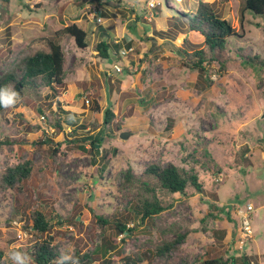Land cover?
Returning a JSON list of instances; mask_svg holds the SVG:
<instances>
[{"label":"rangeland","instance_id":"obj_1","mask_svg":"<svg viewBox=\"0 0 264 264\" xmlns=\"http://www.w3.org/2000/svg\"><path fill=\"white\" fill-rule=\"evenodd\" d=\"M151 1L154 8L149 7ZM199 1L213 3L242 35L231 40V56L224 75L211 72L213 85L206 87L197 70L183 66L178 47L184 46L185 36L174 42L160 40L158 49L145 43L151 37L142 36L143 44L128 54L130 65L119 63L122 72L101 76L99 67L107 63L106 59L90 65L97 61L95 45L101 32L94 26V44L82 51L85 62L80 56L75 61L74 56L82 55V48L74 38H60L67 55V75L58 96L43 85L39 96L27 91L0 113V140L24 139L31 133H47L63 140L56 154L50 144L12 141L13 144L0 146V174L8 164L25 158L35 161L26 182L13 189L0 185V250L4 252L0 264L15 262L11 258L13 252H20L26 264L29 258L19 249L46 236L26 228L25 215L17 208L45 211L53 219L51 234L61 255L70 258L78 250L94 251L88 264H183L214 255L228 257L237 250L252 256V264H264V68L247 59L248 55L264 58V17L248 13L241 27L245 0H9L0 9V74L15 65V51L27 46L48 51V40L65 26L86 18L97 23L95 11H101L102 25L109 29L124 25L128 14L137 13L144 29H150L152 23L154 29L181 30L188 21L184 12L196 10ZM147 19L149 24L144 23ZM158 22L162 25L158 26ZM139 32L134 33L136 40L140 39L142 28ZM187 37L195 43L203 41L196 33ZM139 53H143L141 58ZM131 69L143 72L144 76L130 74L128 90L118 95L120 81ZM72 79L88 91L83 107L72 106L78 97L62 95L63 87ZM145 81H149L148 85ZM136 103L145 106V112L138 108L136 114ZM67 104L82 111L83 124L90 127L86 134H81L82 127L75 131L64 123L68 115L63 105ZM107 108L116 110L111 127L104 125ZM140 117L146 121H140ZM169 118L176 121L172 130L167 128ZM58 121L63 125L61 129L55 127ZM117 122L121 126L119 131ZM101 126L104 131L97 151L90 141L83 139L89 132L97 133ZM112 131L115 135L109 136ZM122 132H126L125 137ZM199 134L206 136L200 137V142L205 139L209 143L198 146L201 154L192 163L188 157L194 147L190 143L182 146L180 142ZM71 139L75 141L67 142ZM244 140L249 143L241 145ZM202 147L210 150V157H203ZM182 158L198 170L204 193H196L193 188L186 194L161 192L162 200L172 204L170 209L144 223L133 214L130 217L131 208H126V204L131 194L122 186L125 170L133 167L140 173L148 161L184 163ZM248 203L255 207L254 235L242 238L236 210ZM98 215L110 216L111 223L101 227ZM117 217L128 218L127 228H134L131 235H117L112 224ZM167 226H178L190 233L180 249L167 257L150 254L161 240L160 230ZM169 233L173 238L174 233ZM104 239L116 244L107 255L101 247L97 248ZM136 257L142 261L135 262Z\"/></svg>","mask_w":264,"mask_h":264},{"label":"trees","instance_id":"obj_2","mask_svg":"<svg viewBox=\"0 0 264 264\" xmlns=\"http://www.w3.org/2000/svg\"><path fill=\"white\" fill-rule=\"evenodd\" d=\"M9 0H0L1 8H3L4 2ZM251 13L256 17H264V0H245L243 8L241 10V27H244V21L246 14ZM184 17L187 18V24L183 25L181 30H176L175 27L169 29H154V37L174 42L180 36L183 38V45L178 49L181 51L183 66L195 69L198 71L199 77L204 78L206 81V87L214 84V81L209 77L211 72L218 73L219 76H223L228 70V62L230 60V45L232 39L241 38L242 35L236 27L226 18H224L214 7L213 3L199 1L196 10L190 12H184ZM139 17H137L138 19ZM149 22V20H146ZM96 24V25H95ZM96 26L101 32L105 33L106 28L103 25L97 23H91L87 18L82 22H74L70 25L60 29L56 35L48 40L50 50H33L31 47H23L22 49L15 51L17 61L11 69H6L0 74V97L11 96L13 92L17 94L15 101L22 98L25 93L31 92L39 96L42 92L43 85L47 86L51 90V94L55 97L61 92L67 70V55L60 41V38L64 35L74 38L76 45L79 48L89 47L94 39ZM133 26H131L132 28ZM107 31V30H106ZM196 33L202 36L203 41L201 43H195L187 34ZM96 43L95 49L97 56L102 59L112 58V51L118 53L122 47L120 43H116L113 40L103 38ZM244 51V49L240 48ZM247 59L254 65H259L264 68V58L260 55L247 56ZM128 74H133L131 70H128ZM203 76V77H202ZM51 105V104H50ZM7 106L0 101V113H2ZM99 110V107H96ZM63 119L62 117H60ZM116 118V113L110 109H105L104 125L111 127L113 120ZM73 121V120H72ZM70 122L73 123V122ZM175 119L169 118L167 123L168 130H172L175 126ZM57 128L61 129L63 125L58 121L56 123ZM110 130V128H108ZM116 130H121V126L116 125ZM101 133L91 135L90 133L85 135L86 138L83 142L90 141L92 148H97V144L101 147ZM109 136L115 135L114 131L108 132ZM107 134V135H108ZM186 136V135H184ZM200 137L204 138L205 135L200 134L197 137H185V141L180 142L182 146L184 143H190V147H194L192 153L188 158L192 159V163L195 162L197 155H200L199 145H208L205 139L200 142ZM77 138V137H75ZM199 138V139H195ZM77 140V139H76ZM79 140V139H78ZM12 141L31 145H48L52 146V151L56 154L59 150V146L63 143V140L53 137L49 134H30L24 139L18 137L12 139L7 137L0 140V146L13 144ZM75 141V140H74ZM73 139L67 140V142H74ZM203 148V147H202ZM99 149L97 148V151ZM203 157H210V150L203 148ZM189 159V162H190ZM184 163H176L174 161H167L165 163L159 161H148L143 165L142 172H137L133 167H128L123 176L122 186L124 189L129 190L130 198L127 202L126 208H131L130 217L132 214L137 219H141V222L153 219L155 216L160 215L162 212L170 209L172 204L164 202L160 196L161 192L169 194L182 193L186 194L189 188H193L196 193L203 194L204 184L200 180V174L192 163H187L186 158H182ZM211 160V159H210ZM189 165V166H188ZM35 167V161L31 158H25L19 160L16 163L8 164L0 174V185L5 188L13 189L15 185L26 182L33 173ZM219 169V168H218ZM221 169H219V172ZM19 212L25 215L26 228L31 227L33 230L40 234H46L44 238L37 239L25 249H19L23 254L29 258L26 264H88L90 261L88 257L91 253H82L76 251L70 258H65L61 255L59 248L53 243V236L51 234L53 228V219L47 215V213L41 209H24L17 208ZM128 215V214H127ZM212 216H214L211 213ZM110 216L98 215V221L101 227L109 225L111 223ZM128 218L121 219L119 217L112 221L117 235L127 233L131 235L134 232V228H127ZM161 240L157 244L153 252L157 257H167L172 251L180 249L181 244L186 240L190 231L182 229L178 226H167L163 230H160ZM174 233V237H170V233ZM224 235L222 234L221 237ZM109 240V241H108ZM114 241V240H113ZM115 242V241H114ZM104 255L111 248H115L116 244L112 243L110 239H104V241L97 246ZM4 252L0 250V261H3ZM135 262H140L142 259L136 257ZM7 264H15V262H9ZM183 264H252V256L245 254L243 251L238 253V250L228 255V257L222 255H214L205 257L193 262L186 261Z\"/></svg>","mask_w":264,"mask_h":264},{"label":"crops","instance_id":"obj_3","mask_svg":"<svg viewBox=\"0 0 264 264\" xmlns=\"http://www.w3.org/2000/svg\"><path fill=\"white\" fill-rule=\"evenodd\" d=\"M137 17H139V15L137 13H134V14H131L130 13V14L127 15V19L125 20V24L124 25H120V26H116L115 25L114 27H111L112 29H109L108 27L106 28L107 32L105 34V37H103V38L108 39V34H110V37H109L110 41L113 40L116 43H120L122 47L120 48V50H119L118 53L112 51V58L104 60V61L107 62L106 64H104L103 66L101 65L102 63L100 64L99 74L101 76L102 75H105V76H114L113 75V72L114 71H117L114 68V64H119V63L124 62V64L125 63H128V65H130L132 62H128V60H127L128 59V54H130V52L133 51L136 47H138V46H140V45L143 44V42L141 40V37L142 36L147 35V36L151 37V38L148 39L147 42H145L147 44H150L149 45L150 48H152L153 46H156V48L158 49V47L160 46V44H161L160 40H163V39L154 37V32L155 31H154V26L151 25L152 23H150V26H149L150 29H144V27L140 25V24H142L141 23V20L142 19H140V18L137 19ZM144 23H147V21L144 22ZM102 24H104V23H101V25ZM147 24H149V23H147ZM157 25L158 26H161L162 23H159L158 22ZM131 26H133V27L131 28ZM104 27H105V25H104ZM139 28H142L143 33L140 36V39L139 40H136L135 39V36H134V33H135V31H138L139 32ZM102 36L103 35H102L101 32L98 33V42H99V40H101ZM111 37H112V39H111ZM163 41H166V40H163ZM93 44H94V39H93V42H92L91 46ZM143 46H144V49H148L145 45H143ZM80 50H81V48H80ZM83 50H86V48H82L81 52ZM78 56H80V58H81V60L83 62L86 61V58L83 57V52H82V55L77 54L76 56H74L75 57V61H77V57ZM137 56H138V54L135 55V57H137ZM142 56H143V53H139V57L141 58ZM95 60H97V61H95V63L94 62L90 63V65L96 64V62L97 63H100L101 58H99V57L96 58L95 57ZM95 67L98 68L96 65H95ZM70 70H72V69H70ZM131 70H133V69H131ZM134 71L135 70H133V72ZM117 72H122V71H117ZM132 75H137L136 77H139V78H142L144 76L143 75V72H138V71H135ZM115 77H118V76H115ZM126 77H128V78H126ZM126 77H123V79L120 81V87L117 88V90H119L118 95H122L124 92H126L128 90V86H129V84L131 82L130 79H129V77H131V75L128 74V76H126ZM74 80L75 79H72L70 82H68V84H67L66 87H63L64 88V92L62 93V95L64 97L65 96H68V97L71 96V97H76V98L78 97V99H76L75 101H72V106L75 107V108H77V107L80 108V107H83L84 106V98H86V94L88 93V91L86 90V88L83 89V88L79 87L77 80L76 81H74ZM65 82H66V80H65ZM139 82H140V79H139ZM146 82H149V81H145L144 82L145 84L148 85V83H146ZM88 85H89L88 87H91V82H89ZM150 90L151 89L149 87V90L148 91H150ZM67 106L72 107L69 104L63 105V107L65 109L64 112L68 115V119L66 118V121L63 119L64 120V123L68 127H71V128L73 127L75 131L76 130H79V128L82 127L83 130H84V132L83 133L80 132V133L81 134H86L85 132H88L90 130V127L87 126V125H85V124H83L82 111L81 112L80 111L78 112V110L72 109V108L67 107ZM87 106H88V104H87ZM138 108H139V110H141L143 108L144 109L143 112H145V110H146L145 109L146 108L145 106H141L139 103H136L135 104V113L136 114H139ZM147 108H149V104H147ZM84 111H88V108H84ZM114 111H116V110H114ZM144 119L145 118L142 119L140 117V121H144ZM71 121L73 123L70 124ZM103 128H104L103 126H101L100 128H98L97 133L96 132H89V133L91 135L94 134V133H95L94 135L99 134V133H101V131H102ZM248 143H249L248 141L244 140L243 142H241V145H247Z\"/></svg>","mask_w":264,"mask_h":264},{"label":"built area","instance_id":"obj_4","mask_svg":"<svg viewBox=\"0 0 264 264\" xmlns=\"http://www.w3.org/2000/svg\"><path fill=\"white\" fill-rule=\"evenodd\" d=\"M149 7L150 8H154L155 7V3L154 2H149ZM101 11H95V15L98 16L97 20H98V24L102 23V16H101ZM1 14V12H0ZM99 14V15H97ZM114 68L117 71H122V67L119 64H115ZM87 102H89V100L87 99ZM42 119L45 120L46 117L42 116ZM237 212V216L239 218V223H240V229H239V233L241 235L242 238H251L254 235L253 232V227H252V214L255 212V207L252 205V203H248L246 205L245 208H237L236 210Z\"/></svg>","mask_w":264,"mask_h":264},{"label":"clouds","instance_id":"obj_5","mask_svg":"<svg viewBox=\"0 0 264 264\" xmlns=\"http://www.w3.org/2000/svg\"><path fill=\"white\" fill-rule=\"evenodd\" d=\"M16 96L17 94L13 92L11 96L0 97V101H2L5 106H10L15 102ZM11 258L15 261V264H23L22 254L20 252L11 253Z\"/></svg>","mask_w":264,"mask_h":264},{"label":"water","instance_id":"obj_6","mask_svg":"<svg viewBox=\"0 0 264 264\" xmlns=\"http://www.w3.org/2000/svg\"><path fill=\"white\" fill-rule=\"evenodd\" d=\"M122 135H123L122 137H125V135H126V132H122Z\"/></svg>","mask_w":264,"mask_h":264}]
</instances>
